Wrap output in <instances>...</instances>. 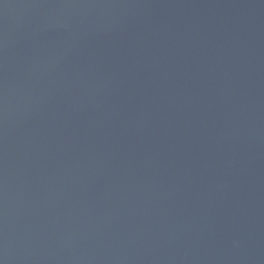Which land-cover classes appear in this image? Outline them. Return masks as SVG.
I'll use <instances>...</instances> for the list:
<instances>
[{
	"label": "water",
	"instance_id": "water-1",
	"mask_svg": "<svg viewBox=\"0 0 264 264\" xmlns=\"http://www.w3.org/2000/svg\"><path fill=\"white\" fill-rule=\"evenodd\" d=\"M0 264H264V0H0Z\"/></svg>",
	"mask_w": 264,
	"mask_h": 264
}]
</instances>
